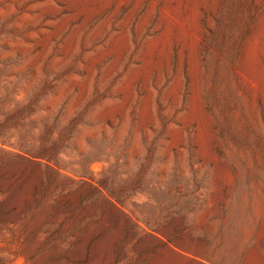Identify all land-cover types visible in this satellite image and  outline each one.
I'll return each instance as SVG.
<instances>
[{
    "label": "rangeland",
    "instance_id": "1",
    "mask_svg": "<svg viewBox=\"0 0 264 264\" xmlns=\"http://www.w3.org/2000/svg\"><path fill=\"white\" fill-rule=\"evenodd\" d=\"M0 264H264V0H0Z\"/></svg>",
    "mask_w": 264,
    "mask_h": 264
}]
</instances>
